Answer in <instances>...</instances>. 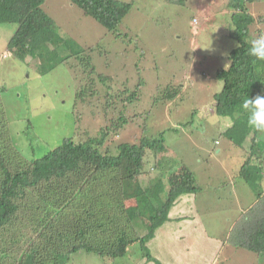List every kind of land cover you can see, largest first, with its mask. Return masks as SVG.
I'll use <instances>...</instances> for the list:
<instances>
[{
	"label": "rangeland",
	"instance_id": "rangeland-1",
	"mask_svg": "<svg viewBox=\"0 0 264 264\" xmlns=\"http://www.w3.org/2000/svg\"><path fill=\"white\" fill-rule=\"evenodd\" d=\"M121 1L130 9L108 29L71 0H46L42 7L54 22V32L42 50L45 57L39 54L41 60L39 50L16 58L7 46L16 24H0V110L8 137L31 158L32 149L40 155L68 137L84 141L103 130L110 144L132 142L141 135L158 137L163 130L171 156L182 167L170 175L175 180L189 170L197 191L170 209L171 215L186 216L162 226L177 234L171 240L165 241V230H160L143 246L129 245L122 257L79 250L63 264H264V252L257 254L232 242L241 228L239 232L247 233L236 217L245 211L249 217L258 216L264 201L257 202V189L240 178L239 168L249 157L255 163L259 162L254 157H263L218 135L231 120L224 116L212 121L217 116L208 112L222 87L216 71L228 65V51L237 44L230 34L234 25H228L226 16L228 0ZM247 11L254 17L248 33L252 40L264 35V0L248 3ZM57 38L74 41L82 52L75 56L71 47L56 44ZM28 42L36 43L32 37ZM94 74L104 98L90 96L86 88ZM99 77L103 79L98 81ZM174 86L180 87L179 94L169 100L164 89ZM120 115L132 119L118 130ZM260 146L264 150V143ZM145 164L152 170V161ZM254 177L259 193H264V167ZM127 205L136 229L147 233L134 201ZM192 221L195 231L186 227Z\"/></svg>",
	"mask_w": 264,
	"mask_h": 264
},
{
	"label": "trees",
	"instance_id": "trees-1",
	"mask_svg": "<svg viewBox=\"0 0 264 264\" xmlns=\"http://www.w3.org/2000/svg\"><path fill=\"white\" fill-rule=\"evenodd\" d=\"M45 1L0 0V24H16L7 46L18 59L33 51L35 54V50H39L40 60L45 57L42 50L54 32V22L42 7ZM71 1L108 29L119 24L130 9V4L121 0ZM252 1L227 2L228 25H234L230 34L239 47L228 51V65L216 71L222 87L213 95L212 109L208 112L214 111L217 116L212 121L218 122L224 116L231 120V126L218 130V135L263 157H254L259 163L249 157L239 168L240 178L256 190L260 183L254 175L264 167V150L260 146V142L264 143V132L249 126L250 113L242 107L245 99L264 96V61L248 52L249 25L254 17L247 11V4ZM30 36L36 43L28 44ZM56 44L71 47L75 56L82 52L72 40L57 38ZM34 54L32 58L36 57ZM55 56L56 52L51 53L49 59ZM95 77L98 74L89 78L86 88L89 86L90 96L104 98V90L96 87ZM99 78L98 81L103 79ZM179 89L166 87L164 97L173 100ZM128 118L132 119L120 115L116 128L120 130L130 121ZM164 133L161 130L158 137L141 135L132 142L108 144V133L102 130L84 141L65 138L40 155L32 149L33 156L27 158L8 137L0 110V264H63L79 250L122 257L134 242L143 246L155 238V232L163 225L184 220L185 214L171 215L170 209L197 188L189 170L182 171L175 180L170 175L182 167L171 156ZM151 161L152 170L145 164ZM150 171L152 174L148 175ZM143 173L148 175L146 180L141 178ZM261 199L264 197L257 202ZM130 200L148 227L145 234L133 224V212L127 205ZM260 204L262 213L258 216L249 217L250 212L245 211L236 217L244 219L238 222L245 225L247 233H241V228L232 240L236 247L257 254L264 252V201ZM155 261L158 262L156 258Z\"/></svg>",
	"mask_w": 264,
	"mask_h": 264
},
{
	"label": "clouds",
	"instance_id": "clouds-1",
	"mask_svg": "<svg viewBox=\"0 0 264 264\" xmlns=\"http://www.w3.org/2000/svg\"><path fill=\"white\" fill-rule=\"evenodd\" d=\"M250 43L249 55L257 60L264 61V35L256 36ZM236 47H239V43L236 44ZM242 107L250 113L248 118L249 126L259 132H264V96L257 95L255 98H247L244 100ZM259 188L256 190L257 201L264 196V193H259Z\"/></svg>",
	"mask_w": 264,
	"mask_h": 264
},
{
	"label": "crops",
	"instance_id": "crops-1",
	"mask_svg": "<svg viewBox=\"0 0 264 264\" xmlns=\"http://www.w3.org/2000/svg\"><path fill=\"white\" fill-rule=\"evenodd\" d=\"M178 211V210H177ZM259 213H262L261 211H259ZM176 215H178V214H176ZM186 222V221H185ZM184 222V223H185ZM194 224V222L192 221V222H189V227L186 225V227L189 229H191L192 231H195L196 230V226L195 225H193ZM160 230H165V234L163 235V239L166 241L167 240V238H169L170 237V240H171V237L173 236V235H177V234H175V232L174 233H170V231H168L167 229H165L164 227H162V228H160L157 232H159ZM187 230V229H186ZM155 239V238H154ZM212 240V242H213V239H211ZM197 246H194L193 247V249L194 248H196ZM169 250H171V248H169Z\"/></svg>",
	"mask_w": 264,
	"mask_h": 264
}]
</instances>
